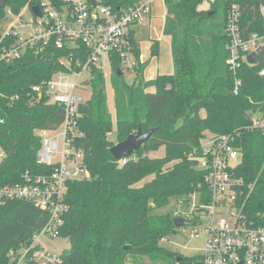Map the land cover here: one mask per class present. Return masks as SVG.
<instances>
[{
  "label": "trees",
  "instance_id": "trees-1",
  "mask_svg": "<svg viewBox=\"0 0 264 264\" xmlns=\"http://www.w3.org/2000/svg\"><path fill=\"white\" fill-rule=\"evenodd\" d=\"M139 1L101 3L117 10ZM204 1L164 0L162 33L171 40L172 74L145 80L148 61L140 60L137 41L130 81L113 57L114 120L108 109L103 71L93 68L84 82L92 93L77 108L78 129L83 136L75 144L85 153L84 167L90 177L67 183L66 210L59 228L60 238L69 241L60 255L63 264H127L128 259L133 264L201 261V256L184 257L161 244L174 229V212L156 215L153 211L167 206L172 197H178V205L186 208L192 193L207 192L206 170L191 159L201 155L207 135L236 136L234 145L240 156L231 171L237 192L235 204L250 219L264 221V136L248 130L253 116L264 117V82L258 74L259 65H243L239 70L242 88L237 95L232 93L224 31L226 10L233 2L245 8L244 23L250 31H264L258 13L260 0H219L208 10L200 7ZM50 2L54 7L61 5L60 0ZM40 3L10 0L0 10V22L10 15L19 16L26 8L32 11ZM14 40L0 33V53ZM75 50L53 42L37 43L28 46L19 60L0 61V186L19 183L25 172H50L36 162L42 143L37 132L57 130L64 114L45 95L38 97L33 87L66 72L61 61L71 53L76 56ZM158 51V42L152 40L150 56L156 57ZM113 126L114 140L109 137ZM138 128L143 132L156 130L119 165L110 148ZM161 147L163 157L148 156ZM150 176L151 180L137 186ZM46 221V213L29 202L0 206V264H10L7 253L26 245Z\"/></svg>",
  "mask_w": 264,
  "mask_h": 264
},
{
  "label": "built area",
  "instance_id": "built-area-1",
  "mask_svg": "<svg viewBox=\"0 0 264 264\" xmlns=\"http://www.w3.org/2000/svg\"><path fill=\"white\" fill-rule=\"evenodd\" d=\"M154 1L140 0L127 8L114 10L101 0L96 6L90 0H60L59 7H54L50 0H41L40 16L32 12L29 23L19 20L6 32L15 40L1 51V62L21 59L27 47L37 43L53 42L57 47L76 48V56L71 53L65 62L61 61L66 72L56 73L44 85L33 87L38 97L45 95L50 103L60 106L64 114L57 130L38 132L42 143L36 162L50 168V172L35 175L25 172L19 183L0 186V206L13 201L29 202L47 216L44 226L26 245L7 253L10 264H63L60 255L64 249L54 253L45 241L52 244L59 239L66 245L59 236V228L66 210L67 183L89 175L84 167L85 153L75 144L83 136L78 129L77 108L81 103L73 94L78 84L77 80L69 82L68 75L80 76L83 72L90 75L93 68L102 71L103 62L107 61L111 67L114 56L122 69L132 71L135 65L134 27L151 17ZM258 13L264 26V0H260ZM8 14L11 13L8 11ZM244 19L245 8L240 3H231L226 10L224 31L226 63L232 75L234 95L243 85L239 77L243 65H259L258 74L264 82V31H250ZM20 29L26 33H21ZM256 53L257 62L251 64L248 59ZM248 130L264 136V117L253 116ZM235 138L233 135H211L202 140L201 155L191 157L206 170L207 192L192 193L187 207H181L174 218L187 220V226L208 224L204 252L200 255L201 261L195 264H264V221L250 219L235 204L237 192L231 171L240 156L234 145ZM128 157L117 161L118 164H125ZM194 234L196 230L192 229L190 236Z\"/></svg>",
  "mask_w": 264,
  "mask_h": 264
},
{
  "label": "rangeland",
  "instance_id": "rangeland-1",
  "mask_svg": "<svg viewBox=\"0 0 264 264\" xmlns=\"http://www.w3.org/2000/svg\"><path fill=\"white\" fill-rule=\"evenodd\" d=\"M100 1V0H96ZM219 0H205L203 4L200 6L203 10H208L209 5L214 2H218ZM165 13V6H163L162 1L158 0L157 4L154 2L152 5V15L155 17L153 24L151 25L149 21L141 22L138 26L134 27L135 35L137 40L140 42V49L142 52V56L146 58L145 55L149 52V45L151 40L158 41L160 54L159 59L164 65V69L167 70L166 74L172 71V57L169 49V39L163 38L161 33V25L162 20L160 18L161 15ZM32 11L29 9H24L22 13L18 17H10L7 20L0 22V33H6L12 24H15L17 21L21 20L22 22H30L32 20ZM21 33H26V30L20 29ZM65 62V58L62 59ZM124 73V77L130 81L133 77V73L129 69H122ZM102 71L104 73V86L105 92L107 96V104L108 109L112 115V119L114 120V97H113V88H112V81H111V67L107 61L103 62ZM164 71V70H162ZM69 82H75L77 80L78 88L74 90V95L78 98L80 103H85L90 99L91 96V88L88 84H85L84 81H88L89 74L87 72H83L80 76L76 75H68ZM114 131L115 126H113V133L109 136L110 139L114 140ZM37 135L38 132H37ZM210 135H207L209 137ZM117 144V143H116ZM115 145V144H114ZM165 154L164 147L159 148L157 151L149 152L148 156L153 159L161 158ZM197 158V156H194ZM171 163L169 166H171ZM199 167L200 164H198ZM90 177V174L87 178ZM86 178V179H87ZM152 179V176L145 178L142 180L137 186H141L145 182ZM78 180L80 182L84 181V177H79ZM178 197H172L168 205L160 208L155 209L153 214L156 215H165L170 213H177L181 206L178 205ZM178 218V217H177ZM175 219V218H173ZM206 222H202L197 226H185L180 227L176 230L175 235L168 236L165 240L161 241V244L172 251H177L184 257H193V256H200L204 252V244H205V230L207 227ZM194 229L196 230V234L190 236V231ZM49 250L54 253H57L60 249L66 248L62 240L56 239L52 244L45 241ZM127 264H133V261L128 259Z\"/></svg>",
  "mask_w": 264,
  "mask_h": 264
},
{
  "label": "water",
  "instance_id": "water-1",
  "mask_svg": "<svg viewBox=\"0 0 264 264\" xmlns=\"http://www.w3.org/2000/svg\"><path fill=\"white\" fill-rule=\"evenodd\" d=\"M10 0H0V10L2 7ZM93 6L98 5V2L96 0H90ZM32 12L40 16V10L38 7H33ZM257 54H254L252 57L248 59L251 64H256L257 62ZM122 72L119 71V74ZM102 91V89H101ZM156 130V128H151L145 132L141 131L140 128L137 129V131L133 134H130L126 139H124L121 142H118L117 144L113 145L110 148V154L112 157L119 161L123 158H126L130 156L131 154L135 153L152 135V133ZM173 226L174 229L172 231V235L176 234V230L180 227H185L188 225V221L182 218H175L173 219ZM69 244V241H66V245ZM127 248V247H126Z\"/></svg>",
  "mask_w": 264,
  "mask_h": 264
},
{
  "label": "crops",
  "instance_id": "crops-1",
  "mask_svg": "<svg viewBox=\"0 0 264 264\" xmlns=\"http://www.w3.org/2000/svg\"><path fill=\"white\" fill-rule=\"evenodd\" d=\"M157 1L158 0H155L154 2L157 4ZM162 1V4L164 6V0H161ZM153 2V3H154ZM165 14H166V9H165V13L163 15L160 16L161 20H162V25H161V33L163 31V26H164V19H165ZM155 17H153L152 13H151V17L149 19H147L149 21V23L152 25ZM146 20V21H147ZM139 25V24H138ZM136 25V26H138ZM135 26V27H136ZM134 34H135V30H134ZM163 35V33H162ZM163 38H168L169 39V43L171 44V40H170V37H167V36H164L163 35ZM135 39L139 45V50H140V60L142 62H146L148 61V64L147 66L145 67L144 69V72H143V76H144V79L145 80H152V79H155L158 75H170L173 73V63H172V71H170L169 73L166 74V71L164 69V65L163 63L161 62V60L159 59V54H160V49L158 51V55L156 57H151L150 56V46H151V42H150V45H149V52L146 56V58L144 56H142V52H141V49H140V42L139 40H137L136 38V35H135ZM152 41V40H151ZM155 41V40H154ZM158 42V41H157ZM169 44V45H170ZM159 45V44H158ZM169 49H170V53H171V46H169ZM172 57V56H171ZM164 70V71H162Z\"/></svg>",
  "mask_w": 264,
  "mask_h": 264
}]
</instances>
